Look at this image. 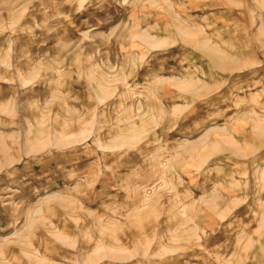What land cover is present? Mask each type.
<instances>
[{
    "label": "rangeland",
    "instance_id": "374dc122",
    "mask_svg": "<svg viewBox=\"0 0 264 264\" xmlns=\"http://www.w3.org/2000/svg\"><path fill=\"white\" fill-rule=\"evenodd\" d=\"M0 264H264V0H0Z\"/></svg>",
    "mask_w": 264,
    "mask_h": 264
}]
</instances>
